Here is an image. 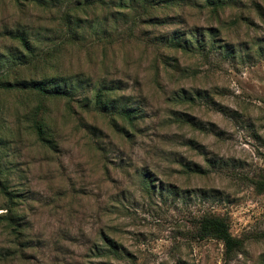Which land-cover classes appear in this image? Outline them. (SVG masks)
I'll use <instances>...</instances> for the list:
<instances>
[{"label": "rangeland", "instance_id": "374dc122", "mask_svg": "<svg viewBox=\"0 0 264 264\" xmlns=\"http://www.w3.org/2000/svg\"><path fill=\"white\" fill-rule=\"evenodd\" d=\"M0 80V264H264V0H0Z\"/></svg>", "mask_w": 264, "mask_h": 264}, {"label": "trees", "instance_id": "16d2710c", "mask_svg": "<svg viewBox=\"0 0 264 264\" xmlns=\"http://www.w3.org/2000/svg\"><path fill=\"white\" fill-rule=\"evenodd\" d=\"M15 37L18 39L20 44L24 46L26 49H29V43L26 40L23 34H16ZM50 81L52 79H49ZM0 88L2 89H9L15 88L13 83H10L6 80H0ZM29 88L45 92L44 83L34 82ZM108 91V90H106ZM107 95L105 91L98 90L94 94L93 103L97 107H103L106 105L107 100H104ZM123 116L128 117L129 114L125 111L122 112ZM35 132L37 135L38 140L47 143V139L43 135V130L37 124H35ZM254 186L257 190H262L264 188V178L257 179L254 181ZM0 193L5 197H9L10 193L7 191L5 185L0 180ZM196 236L199 239L211 238L219 241L222 245V260L224 263L233 259L236 253L240 252L242 248L243 241L241 238L237 236H233L229 232V226L226 219L223 216L215 215L211 213L201 215L196 223ZM262 237L264 238V233H262Z\"/></svg>", "mask_w": 264, "mask_h": 264}]
</instances>
